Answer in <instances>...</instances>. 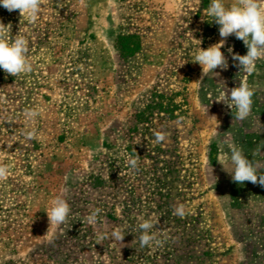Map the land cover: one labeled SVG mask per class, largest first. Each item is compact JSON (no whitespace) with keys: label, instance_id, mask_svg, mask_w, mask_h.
Listing matches in <instances>:
<instances>
[{"label":"rangeland","instance_id":"1","mask_svg":"<svg viewBox=\"0 0 264 264\" xmlns=\"http://www.w3.org/2000/svg\"><path fill=\"white\" fill-rule=\"evenodd\" d=\"M210 3L43 0L34 22L0 6L33 68L0 69V264H264V186L234 182L219 163L235 143L264 171V59L240 70L228 49L247 48L231 35L226 69L194 63L221 40ZM124 42L137 49L126 54ZM241 83L254 92L242 122L221 101ZM58 195L71 211L50 225ZM142 219L158 221L159 245L139 248ZM117 228L121 242L98 243Z\"/></svg>","mask_w":264,"mask_h":264},{"label":"clouds","instance_id":"2","mask_svg":"<svg viewBox=\"0 0 264 264\" xmlns=\"http://www.w3.org/2000/svg\"><path fill=\"white\" fill-rule=\"evenodd\" d=\"M43 0H0V6L8 12L18 10L21 17L27 16L33 22L37 19ZM207 14L212 18V22L219 26V36L221 40L209 46L207 49L199 48L195 56L194 63H198L203 72L205 70L213 71L216 68L226 69L228 60L221 49L224 47L226 39L234 35L237 39L243 41L247 48L245 55L233 53L232 48H229V53H232L233 61L238 62L240 70L251 74L256 69V62L264 59V4L261 0H235L231 5H226L224 0H211L210 6L207 9ZM11 26L0 22V69L11 76L30 73L32 63L28 57V40L18 33L14 38H10ZM253 90L246 84L241 83L230 89V95L222 98L223 101L231 110L235 109L234 118L239 121L246 120L251 114L253 104ZM40 113L36 110H26L25 117L28 120H34ZM26 139H32L35 136L34 131L26 132ZM166 139L163 132L156 133V142H162ZM259 148L256 149L258 153ZM255 155V153H254ZM129 167L136 170L138 167L137 158H129L127 161ZM219 163L224 170L228 172L232 180L236 183L243 184L251 182L259 183L264 186V171L261 170L260 163L254 159H250L244 152V149L235 143L230 145V154L226 160H221ZM9 168L6 165L0 164V181L8 178ZM70 205L62 196H56L48 210L46 211L50 225H60L66 222L70 214ZM101 209L97 208L87 217V222L90 225L97 223L98 214ZM173 215L184 217L186 210L183 205L175 206ZM158 221L152 219H142L139 223L141 234L137 237L139 248L150 247L153 243L159 245L160 240L157 239V234L153 231ZM125 235L122 234L119 228L113 230L109 236L106 232L97 233L98 243L105 239H113L121 242Z\"/></svg>","mask_w":264,"mask_h":264},{"label":"trees","instance_id":"3","mask_svg":"<svg viewBox=\"0 0 264 264\" xmlns=\"http://www.w3.org/2000/svg\"><path fill=\"white\" fill-rule=\"evenodd\" d=\"M127 42V39H126ZM122 49L126 54H131L133 53L136 49H137V45L135 44V46H130L128 43H123L122 44Z\"/></svg>","mask_w":264,"mask_h":264}]
</instances>
